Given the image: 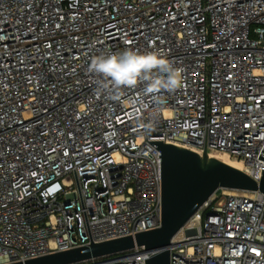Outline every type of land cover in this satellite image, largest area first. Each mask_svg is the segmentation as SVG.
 <instances>
[{"label":"built area","instance_id":"built-area-1","mask_svg":"<svg viewBox=\"0 0 264 264\" xmlns=\"http://www.w3.org/2000/svg\"><path fill=\"white\" fill-rule=\"evenodd\" d=\"M125 47L165 53L183 86L99 95L91 58ZM149 140L226 152L260 182L264 0H0V264L160 227ZM170 258L264 264V192L218 189ZM72 264H146V246Z\"/></svg>","mask_w":264,"mask_h":264},{"label":"water","instance_id":"water-1","mask_svg":"<svg viewBox=\"0 0 264 264\" xmlns=\"http://www.w3.org/2000/svg\"><path fill=\"white\" fill-rule=\"evenodd\" d=\"M149 141L162 151L160 227L8 264H72L137 245L146 246V264H171V239L218 189L264 192V169L259 182L244 170L209 156L206 149L202 154L164 140ZM259 157L264 159V147Z\"/></svg>","mask_w":264,"mask_h":264},{"label":"clouds","instance_id":"clouds-1","mask_svg":"<svg viewBox=\"0 0 264 264\" xmlns=\"http://www.w3.org/2000/svg\"><path fill=\"white\" fill-rule=\"evenodd\" d=\"M88 71L97 78V93L113 98L142 88L141 98L152 97L162 104L161 93L172 94L183 86V69L159 50H109L93 56ZM154 115L155 111L150 113Z\"/></svg>","mask_w":264,"mask_h":264},{"label":"bare ground","instance_id":"bare-ground-1","mask_svg":"<svg viewBox=\"0 0 264 264\" xmlns=\"http://www.w3.org/2000/svg\"><path fill=\"white\" fill-rule=\"evenodd\" d=\"M201 153V152H200ZM203 154V153H202ZM209 156L211 157H216L232 166H235L237 168H240V169H244V165H243V162L239 159H236L232 156H230L228 153L226 152H222V151H210L209 152Z\"/></svg>","mask_w":264,"mask_h":264},{"label":"rangeland","instance_id":"rangeland-1","mask_svg":"<svg viewBox=\"0 0 264 264\" xmlns=\"http://www.w3.org/2000/svg\"><path fill=\"white\" fill-rule=\"evenodd\" d=\"M219 193V192H218ZM220 194V193H219Z\"/></svg>","mask_w":264,"mask_h":264}]
</instances>
